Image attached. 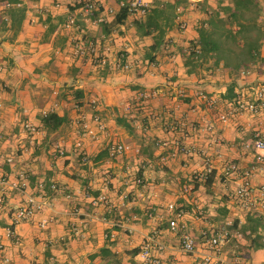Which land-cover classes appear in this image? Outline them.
Listing matches in <instances>:
<instances>
[{"label":"crops","instance_id":"1","mask_svg":"<svg viewBox=\"0 0 264 264\" xmlns=\"http://www.w3.org/2000/svg\"><path fill=\"white\" fill-rule=\"evenodd\" d=\"M23 1L18 31L0 32V240H178L183 232L204 240L211 226L233 219L229 240H245L240 227L259 213L242 203L235 186L243 176L253 186L264 183V159H255L252 145L255 137L264 139V95L257 112L237 109V101L264 89V38L260 59L246 70L222 63L208 69L207 61L187 72L188 41L218 0H166L175 3V23L152 59L151 38L136 32L134 15L102 34L99 19L70 9L76 0ZM95 1L102 8L98 16L107 20L118 7L117 0ZM89 42L92 52H75ZM46 85H55L54 100ZM72 88L83 90L79 106L72 104ZM143 90L152 94L145 99ZM207 98L215 103L209 106ZM50 108L64 110L68 119L45 135L38 114ZM115 142L128 149L101 153ZM231 161L237 171L227 174ZM210 169L213 181L205 189L196 182ZM28 197L44 204L31 218L12 221ZM144 242L0 241V264H141L137 252ZM151 242L161 264H201L207 252L204 241H194L192 255L178 241ZM102 247L108 254L100 253ZM246 247V241H231L221 260L230 264L238 255L247 264L264 263V245L251 254Z\"/></svg>","mask_w":264,"mask_h":264},{"label":"trees","instance_id":"2","mask_svg":"<svg viewBox=\"0 0 264 264\" xmlns=\"http://www.w3.org/2000/svg\"><path fill=\"white\" fill-rule=\"evenodd\" d=\"M0 1L3 2L0 12V32L10 29L14 35L24 18L26 5L23 0ZM92 2L93 6L86 15L89 19H99L97 25L102 34L109 33L118 24L123 23L129 15H133L128 10L127 3H124L118 5L112 13V17L107 20L98 16L102 9L100 4L95 0ZM82 3L81 0L77 1L74 3L75 6H70V9L79 7ZM261 16H264V5L259 0H218L215 8L205 9V17L199 20L196 36L188 41L185 54L187 72L194 70L197 66L204 65L207 61H209L206 66L208 69L222 63L232 70H246L252 63L260 59L259 48L264 38V24L260 19ZM133 17L136 32L139 35H149L151 38L148 45L151 54L147 52L150 56L147 55L152 59L154 52L167 43L165 33L175 23V3L166 0H151L142 14ZM50 27L48 26L47 31ZM228 89L230 90V88ZM71 95L72 104L79 106L83 90L72 88ZM38 117L45 135L55 131L68 119L64 110L60 114L52 108L42 111ZM107 147L101 152L102 154L108 153ZM213 175L214 170L210 169L196 183H201L207 189L213 181ZM219 210L220 214L225 213V209L219 208ZM259 214H256L255 218L247 219L246 224L240 227L239 230L245 240H263L260 233L263 227L262 216ZM236 223L237 219H233L231 225L222 227L230 229L235 227ZM246 243L249 254L263 248L264 245L263 241H246ZM131 252L134 254L136 249ZM100 253L108 254L104 247L100 249Z\"/></svg>","mask_w":264,"mask_h":264},{"label":"built area","instance_id":"3","mask_svg":"<svg viewBox=\"0 0 264 264\" xmlns=\"http://www.w3.org/2000/svg\"><path fill=\"white\" fill-rule=\"evenodd\" d=\"M80 1V0H76ZM83 3L81 6H79L80 10H82L84 13H87V11L93 6V0H81ZM118 5H122L124 3H127L128 10L133 15H140L142 14L146 7L148 6L147 1L145 0H118ZM7 2L5 3V5ZM112 11L111 8H107V12L110 13ZM74 23V17L69 15L66 18V24L71 25ZM94 49L92 47V43L89 42L87 47L84 48L82 46H76L75 52L78 54H84L86 52H92ZM127 65L125 64L124 67ZM149 93L151 91H148ZM152 94V92L150 93ZM141 96H146L147 92H141ZM201 97H205L203 93H199ZM264 95V89L259 88L256 91L255 97L252 100H246L244 102L237 101V109L239 110H247L250 112H257L259 109V105L257 103V100L263 98ZM207 103L209 106H212L215 103V100L213 98H207ZM218 118L220 120H224L226 118V114L224 112H220L218 114ZM93 119L95 121L97 120V116H94ZM206 128H209L211 126V123H206ZM101 124L98 123V127H100ZM23 127L28 130H33V126L29 125L28 123H23ZM78 145V144H77ZM252 145L254 149L256 150L255 153V159L257 161H262L264 159V139L260 137H255L252 140ZM125 149H128V145L122 143V142H115L111 143L107 147V151L109 155L118 154ZM224 172L227 174H232L237 171V166L234 162H228L224 166ZM138 180V179H137ZM1 173H0V183L2 182ZM54 186L53 184L51 185ZM258 192V199H255L251 196L253 192ZM235 192L237 196L242 200V203L249 209H253L254 211H257L258 213L262 214L264 216V183L259 184L258 186H253L250 182V179L247 176H243L242 179L236 184L235 186ZM1 201V196H0ZM44 204L43 201L35 200L32 197H28L25 204L17 206L15 210L13 211V217L12 221L17 222L21 220H27L31 218L38 209ZM166 207L168 209H173V203L168 202L166 204ZM175 215L178 216L179 212H175ZM44 220H40L41 223H43ZM168 227L170 230L174 231L177 227V223L175 218H170L168 220ZM11 232V229L7 228V234ZM231 231L225 227H218L209 230L208 232H203L204 240H229L231 237ZM152 240V239H147ZM178 240H194L190 234L183 232ZM228 241H204L206 245L207 252L201 256V264H224L221 260L220 254H221V248L224 246ZM151 241H145L141 244L137 255L139 258V261L141 264H161L160 260L153 256L151 253L152 245ZM156 244V243H154ZM158 249H162V245L156 244ZM179 249L187 255H192L195 252V242L194 241H178ZM230 264H247L241 257L238 255H233L231 259Z\"/></svg>","mask_w":264,"mask_h":264},{"label":"rangeland","instance_id":"4","mask_svg":"<svg viewBox=\"0 0 264 264\" xmlns=\"http://www.w3.org/2000/svg\"><path fill=\"white\" fill-rule=\"evenodd\" d=\"M44 84H45V82H43ZM47 86V89H49L47 92L50 94V97L51 98H53V100H54V98H55V92H54V90H52V88H55V85H52V86H48V85H46ZM45 88V87H44ZM142 92H147V95L146 96H144V98L146 99V98H148L151 94V92L149 93L147 90H143ZM143 97V96H142ZM53 107L55 106V105H52ZM99 120H100V118H99ZM101 122V121H100ZM100 124H103L102 122L100 123ZM77 146H79V145H77ZM137 181V180H136ZM242 201V200H241ZM168 209V208H167ZM169 210V212H172L173 213V209H168ZM219 227V225L217 226V227H213V226H211L210 228L211 229H214V228H218ZM209 228V229H210ZM207 231H209V230H207ZM206 231V232H207ZM205 239V238H204ZM231 239V238H230ZM231 243V241H229L227 244H225V246L227 245L228 246V244H230ZM225 246L223 247L222 246V248H221V252H224L225 254L226 253H228V249L226 250L225 249ZM263 252V254H264V251H262Z\"/></svg>","mask_w":264,"mask_h":264}]
</instances>
